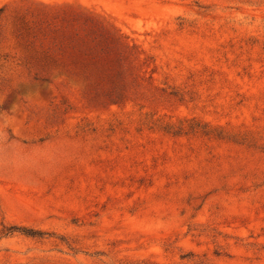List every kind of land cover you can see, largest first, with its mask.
<instances>
[{
    "label": "rangeland",
    "instance_id": "obj_1",
    "mask_svg": "<svg viewBox=\"0 0 264 264\" xmlns=\"http://www.w3.org/2000/svg\"><path fill=\"white\" fill-rule=\"evenodd\" d=\"M0 264H264V0H0Z\"/></svg>",
    "mask_w": 264,
    "mask_h": 264
},
{
    "label": "trees",
    "instance_id": "obj_2",
    "mask_svg": "<svg viewBox=\"0 0 264 264\" xmlns=\"http://www.w3.org/2000/svg\"><path fill=\"white\" fill-rule=\"evenodd\" d=\"M23 232H25V234H26L27 236H31V237L35 236V235H33L34 233H30V232H32V231H23Z\"/></svg>",
    "mask_w": 264,
    "mask_h": 264
}]
</instances>
